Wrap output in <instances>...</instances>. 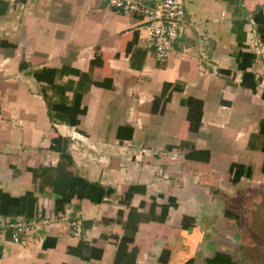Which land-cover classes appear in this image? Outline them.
Returning a JSON list of instances; mask_svg holds the SVG:
<instances>
[{
    "label": "crops",
    "instance_id": "0c3cea01",
    "mask_svg": "<svg viewBox=\"0 0 264 264\" xmlns=\"http://www.w3.org/2000/svg\"><path fill=\"white\" fill-rule=\"evenodd\" d=\"M108 1L0 0V224L49 219L0 264H250L264 0H183L165 62Z\"/></svg>",
    "mask_w": 264,
    "mask_h": 264
},
{
    "label": "built area",
    "instance_id": "2783aa9c",
    "mask_svg": "<svg viewBox=\"0 0 264 264\" xmlns=\"http://www.w3.org/2000/svg\"><path fill=\"white\" fill-rule=\"evenodd\" d=\"M108 2L114 10L139 14L143 19L148 39L154 47L156 60L165 62L169 58L184 17L183 0H159L154 3L144 0H109ZM57 222L68 227L74 237H81L83 229L80 220L72 219L65 213ZM42 223L49 224V219L38 222L35 219L19 217L0 224V246L3 239L26 246L29 235Z\"/></svg>",
    "mask_w": 264,
    "mask_h": 264
},
{
    "label": "rangeland",
    "instance_id": "374dc122",
    "mask_svg": "<svg viewBox=\"0 0 264 264\" xmlns=\"http://www.w3.org/2000/svg\"><path fill=\"white\" fill-rule=\"evenodd\" d=\"M255 239H256L255 237H248V239H246L247 242L243 243L244 252L241 253L242 257L243 258L245 257L250 264H264V237L261 238L263 242L261 247L259 245H255L256 244ZM255 251H257L258 253H255Z\"/></svg>",
    "mask_w": 264,
    "mask_h": 264
},
{
    "label": "flooded vegetation",
    "instance_id": "af4514ba",
    "mask_svg": "<svg viewBox=\"0 0 264 264\" xmlns=\"http://www.w3.org/2000/svg\"><path fill=\"white\" fill-rule=\"evenodd\" d=\"M255 253H258L257 251H255Z\"/></svg>",
    "mask_w": 264,
    "mask_h": 264
}]
</instances>
